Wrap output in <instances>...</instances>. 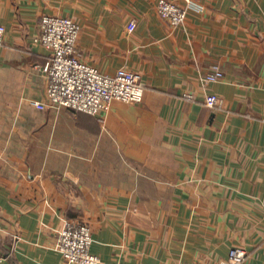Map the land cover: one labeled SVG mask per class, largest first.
<instances>
[{
  "label": "crops",
  "instance_id": "1",
  "mask_svg": "<svg viewBox=\"0 0 264 264\" xmlns=\"http://www.w3.org/2000/svg\"><path fill=\"white\" fill-rule=\"evenodd\" d=\"M158 2L0 0L2 264H71L69 220L90 225L101 264H220L234 246L264 264V0L197 1L178 28ZM46 14L79 22V56L101 72H139L143 100L37 107ZM216 63L225 76L208 80Z\"/></svg>",
  "mask_w": 264,
  "mask_h": 264
},
{
  "label": "built area",
  "instance_id": "2",
  "mask_svg": "<svg viewBox=\"0 0 264 264\" xmlns=\"http://www.w3.org/2000/svg\"><path fill=\"white\" fill-rule=\"evenodd\" d=\"M197 1L202 0H159L158 11L173 27L178 28L185 24L189 10ZM135 27L136 21L133 20L129 28L133 30ZM81 29L79 22L72 17L46 14L41 18L40 33L35 41L51 51L43 66L49 76L48 102H35V105L41 109L49 106L66 107L75 112L95 115L113 102H141L145 85L139 72L125 66L109 75L80 58L77 46ZM5 34L6 27L0 23V45L4 43ZM224 76L221 66L216 63L207 79L219 81ZM205 104L213 109L220 108L223 99L217 93H209ZM92 244V229L83 221L69 220L58 237V249L71 264H101L103 260L92 252ZM247 254L244 247L234 246L220 264H243ZM3 259L0 254V264Z\"/></svg>",
  "mask_w": 264,
  "mask_h": 264
},
{
  "label": "rangeland",
  "instance_id": "3",
  "mask_svg": "<svg viewBox=\"0 0 264 264\" xmlns=\"http://www.w3.org/2000/svg\"><path fill=\"white\" fill-rule=\"evenodd\" d=\"M205 100H206V98H205ZM213 109V108H212ZM60 234V233H59ZM180 263H184V262H180ZM179 264V263H178ZM187 264V263H186Z\"/></svg>",
  "mask_w": 264,
  "mask_h": 264
},
{
  "label": "trees",
  "instance_id": "4",
  "mask_svg": "<svg viewBox=\"0 0 264 264\" xmlns=\"http://www.w3.org/2000/svg\"><path fill=\"white\" fill-rule=\"evenodd\" d=\"M1 254V253H0Z\"/></svg>",
  "mask_w": 264,
  "mask_h": 264
}]
</instances>
